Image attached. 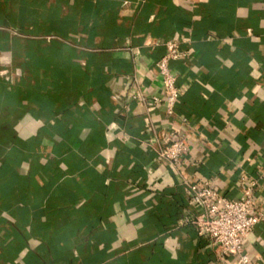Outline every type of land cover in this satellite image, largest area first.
I'll return each instance as SVG.
<instances>
[{"label": "crops", "instance_id": "crops-1", "mask_svg": "<svg viewBox=\"0 0 264 264\" xmlns=\"http://www.w3.org/2000/svg\"><path fill=\"white\" fill-rule=\"evenodd\" d=\"M173 40L170 119L150 99ZM206 181L255 182L264 213V0H0V264H235L185 225ZM247 252L264 264V223Z\"/></svg>", "mask_w": 264, "mask_h": 264}, {"label": "built area", "instance_id": "built-area-1", "mask_svg": "<svg viewBox=\"0 0 264 264\" xmlns=\"http://www.w3.org/2000/svg\"><path fill=\"white\" fill-rule=\"evenodd\" d=\"M165 46V56L155 64L162 81L164 98L152 97L150 103L163 106L166 115L175 119L181 91L176 77L170 72L169 62L183 60L187 54L179 51L175 40L168 41ZM5 80L9 81L8 78ZM141 86L140 81L136 80L128 97L145 104L149 96ZM154 141L151 140L150 144ZM156 156L172 171L180 169L187 157L184 137L174 133L159 146ZM255 186L253 181L248 186L243 185V197L232 200L221 194L213 181H206L201 186L192 185L191 200L197 212L192 219L185 221V225L192 227L199 237L207 239L210 246L217 249V257L223 263L233 260L235 264H253L247 252L248 237L264 223V213L258 210L253 201Z\"/></svg>", "mask_w": 264, "mask_h": 264}, {"label": "trees", "instance_id": "trees-1", "mask_svg": "<svg viewBox=\"0 0 264 264\" xmlns=\"http://www.w3.org/2000/svg\"><path fill=\"white\" fill-rule=\"evenodd\" d=\"M21 32H23L22 30H21ZM47 34H54V32H53V30L51 29V27H48V31L46 32ZM10 96H19V94H20V91L19 90H14V89H12V90H10L9 92H7Z\"/></svg>", "mask_w": 264, "mask_h": 264}]
</instances>
